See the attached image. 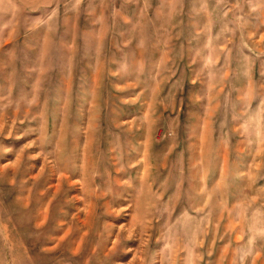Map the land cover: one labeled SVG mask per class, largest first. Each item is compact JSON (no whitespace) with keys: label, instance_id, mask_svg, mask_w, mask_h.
I'll list each match as a JSON object with an SVG mask.
<instances>
[{"label":"rangeland","instance_id":"rangeland-1","mask_svg":"<svg viewBox=\"0 0 264 264\" xmlns=\"http://www.w3.org/2000/svg\"><path fill=\"white\" fill-rule=\"evenodd\" d=\"M0 264H264V0H0Z\"/></svg>","mask_w":264,"mask_h":264}]
</instances>
